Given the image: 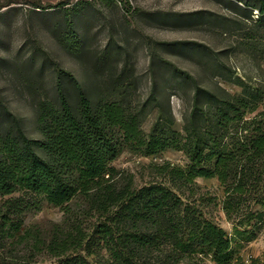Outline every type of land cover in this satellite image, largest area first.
I'll return each instance as SVG.
<instances>
[{"label": "rangeland", "instance_id": "1", "mask_svg": "<svg viewBox=\"0 0 264 264\" xmlns=\"http://www.w3.org/2000/svg\"><path fill=\"white\" fill-rule=\"evenodd\" d=\"M257 2L0 0V93L25 133L42 140L39 104L45 99L57 103V69L63 68L95 102L102 96L122 100L139 115L146 136L160 130L180 136L186 117L193 115L196 94H247L264 101V19L257 20L258 11L250 13L251 5H245ZM71 21L81 40L76 53L62 41ZM206 118L202 128L209 124ZM14 129L12 118L3 115L0 134ZM37 150L45 155L43 148ZM189 163L183 149L146 153L125 144L111 163L109 183L116 192L163 183L223 227L237 257L247 264L255 257L264 259V194L254 189L228 213L227 186L217 176H199L186 184L171 174L173 167ZM20 197L15 193L0 202V264H53L57 257L48 244L70 233L82 236L79 252L91 264H121L103 242L93 239L96 225L115 208V199H107L98 187L77 193L63 206L29 194L18 201L17 213L6 211V199ZM5 211L22 223L20 233L10 225L4 228ZM135 254L142 264H217L212 254L175 260L171 247L138 248Z\"/></svg>", "mask_w": 264, "mask_h": 264}, {"label": "trees", "instance_id": "2", "mask_svg": "<svg viewBox=\"0 0 264 264\" xmlns=\"http://www.w3.org/2000/svg\"><path fill=\"white\" fill-rule=\"evenodd\" d=\"M245 5H251L250 13L258 11L257 20L264 19V0ZM62 41L70 51H80V36L72 21ZM57 72V103L45 99L39 104L42 140L25 133L0 93V119L8 115L15 128L0 134V202L21 193L63 206L77 193L98 187L107 199H115V208L107 221L96 225L93 239L103 242L121 264H142L136 259L138 248L166 247H171L175 260L212 254L217 264H247L235 255L228 232L202 217L169 186L156 182L116 192L109 175L125 144L146 153L183 149L190 163L173 167L171 174L186 184L199 176H217L227 186L228 213L236 211L254 189L264 194V101L247 94L231 98L196 94L193 115L186 117L180 136L163 130L146 136L139 115L122 100L102 96L95 102L71 71L58 68ZM206 116L209 124L202 128ZM22 198H7L6 211L17 213ZM6 211L1 213L4 228L10 225L20 233L22 223L11 220ZM81 247L82 236L70 233L53 238L48 251L57 257L53 264H91L79 252ZM249 264H264V259L255 257Z\"/></svg>", "mask_w": 264, "mask_h": 264}]
</instances>
